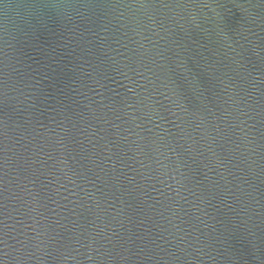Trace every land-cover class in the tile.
Segmentation results:
<instances>
[{"label":"water","instance_id":"obj_1","mask_svg":"<svg viewBox=\"0 0 264 264\" xmlns=\"http://www.w3.org/2000/svg\"><path fill=\"white\" fill-rule=\"evenodd\" d=\"M0 264H264V0H0Z\"/></svg>","mask_w":264,"mask_h":264}]
</instances>
